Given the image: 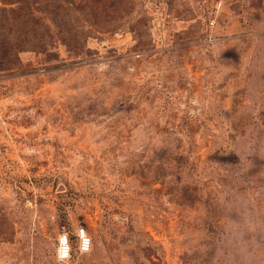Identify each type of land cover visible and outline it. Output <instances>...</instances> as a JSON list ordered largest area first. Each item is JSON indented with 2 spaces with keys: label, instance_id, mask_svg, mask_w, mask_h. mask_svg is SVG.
<instances>
[{
  "label": "rangeland",
  "instance_id": "obj_1",
  "mask_svg": "<svg viewBox=\"0 0 264 264\" xmlns=\"http://www.w3.org/2000/svg\"><path fill=\"white\" fill-rule=\"evenodd\" d=\"M80 226L79 264H264V0H0V264Z\"/></svg>",
  "mask_w": 264,
  "mask_h": 264
},
{
  "label": "clouds",
  "instance_id": "obj_2",
  "mask_svg": "<svg viewBox=\"0 0 264 264\" xmlns=\"http://www.w3.org/2000/svg\"><path fill=\"white\" fill-rule=\"evenodd\" d=\"M200 100L198 98H193L191 104L193 106H199ZM194 114V113H190ZM114 219L120 220V217H115ZM76 235L79 241V252L81 255L91 254L93 251V240L90 235H88L87 230L81 227L78 232L71 233ZM70 233L66 228L61 229L59 235L56 236L54 241L55 250V260L56 264H71L72 260V245L69 243Z\"/></svg>",
  "mask_w": 264,
  "mask_h": 264
},
{
  "label": "built area",
  "instance_id": "obj_3",
  "mask_svg": "<svg viewBox=\"0 0 264 264\" xmlns=\"http://www.w3.org/2000/svg\"><path fill=\"white\" fill-rule=\"evenodd\" d=\"M83 227V226H81ZM79 228L80 227H77L75 229L74 232H78L79 231ZM84 228V227H83ZM86 230V229H85ZM60 232H58L57 235H59ZM74 235V234H73ZM69 243L72 245V260H71V264H79L78 263V257L80 255V252H79V241L76 237V235H74V238H72L70 235H69ZM75 244V246H74Z\"/></svg>",
  "mask_w": 264,
  "mask_h": 264
}]
</instances>
